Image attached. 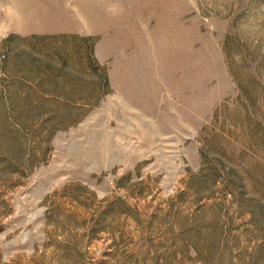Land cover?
Listing matches in <instances>:
<instances>
[{"label": "rangeland", "instance_id": "374dc122", "mask_svg": "<svg viewBox=\"0 0 264 264\" xmlns=\"http://www.w3.org/2000/svg\"><path fill=\"white\" fill-rule=\"evenodd\" d=\"M0 264H264V0H0Z\"/></svg>", "mask_w": 264, "mask_h": 264}]
</instances>
